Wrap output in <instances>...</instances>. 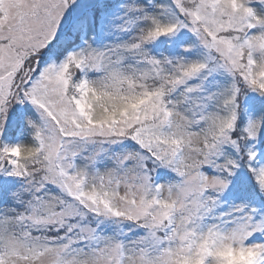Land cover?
<instances>
[{"label":"snow or ice","instance_id":"1","mask_svg":"<svg viewBox=\"0 0 264 264\" xmlns=\"http://www.w3.org/2000/svg\"><path fill=\"white\" fill-rule=\"evenodd\" d=\"M0 264H264V0H0Z\"/></svg>","mask_w":264,"mask_h":264}]
</instances>
